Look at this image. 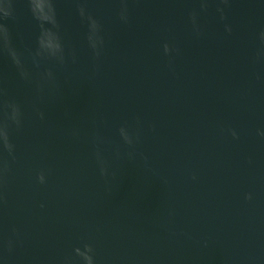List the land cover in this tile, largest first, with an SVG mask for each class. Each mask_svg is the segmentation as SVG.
<instances>
[{
    "label": "water",
    "instance_id": "95a60500",
    "mask_svg": "<svg viewBox=\"0 0 264 264\" xmlns=\"http://www.w3.org/2000/svg\"><path fill=\"white\" fill-rule=\"evenodd\" d=\"M126 2L124 22L120 0H55L75 62L36 68L27 50L39 29L16 0L14 43L34 78L51 69L56 86L37 101L35 83L0 60V83L24 112L0 188V241L12 228L19 239L0 244V264H60L83 242L95 264H264V0H230L223 21L216 0L206 12L199 0ZM78 3L100 25L96 59ZM166 42L178 51L165 54ZM121 125L138 143L124 144Z\"/></svg>",
    "mask_w": 264,
    "mask_h": 264
},
{
    "label": "clouds",
    "instance_id": "9594fccd",
    "mask_svg": "<svg viewBox=\"0 0 264 264\" xmlns=\"http://www.w3.org/2000/svg\"><path fill=\"white\" fill-rule=\"evenodd\" d=\"M210 2L211 0H199L200 11L206 12ZM229 2L230 0H216V12L219 13L221 21L226 19L225 8ZM15 3L16 0H0V60L10 63L21 80L35 83L36 100L38 101L45 88H54L56 86V78L51 69L39 72L34 78L25 61V53L16 47L9 26V21L16 19ZM25 3L28 12L39 29L36 35L35 47L27 50V55L31 58L32 64L39 68L42 61H51L63 66L68 57H71L73 62H75V53L66 52L62 43L55 0H25ZM120 3V18L127 22V2L126 0H120ZM77 11L82 18L88 21L86 39L89 48L93 52V58L96 59L100 55L98 46L103 44V37L99 34L100 25L90 14H86L85 8L79 3ZM189 17L192 21L194 32L199 35L201 28L196 23L197 12L193 10L189 13ZM224 28L226 32H231V27L228 24H225ZM259 37L261 42L264 43V29L260 31ZM163 50L165 54L170 51H178V49L170 47L167 42L164 43ZM260 54L262 53L258 52V55ZM32 107L36 117L43 120L45 113L36 101H33ZM23 122L24 112L21 103L10 97L8 89L0 83V188L7 181L8 174L11 171V163L16 160V145L12 139V133L19 131L23 127ZM118 133L126 145L133 146L139 141L138 134L130 130L126 125H121L118 128ZM72 134L77 135L78 133L73 130ZM233 135L235 136V132H233ZM261 135H264V133H261ZM117 156H119V153H117ZM127 156L129 159L133 158V152L129 151ZM95 159L100 175H109L108 161L99 150L95 152ZM36 179L39 183L44 184L46 182L44 171L38 172ZM5 202L2 192H0V204ZM11 233V235L4 237L0 241V244L8 251L13 249L19 239V233L15 228L11 229ZM72 252L73 255L63 257L60 264H95V250L91 243L83 242L82 245L74 247Z\"/></svg>",
    "mask_w": 264,
    "mask_h": 264
}]
</instances>
